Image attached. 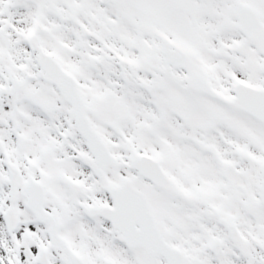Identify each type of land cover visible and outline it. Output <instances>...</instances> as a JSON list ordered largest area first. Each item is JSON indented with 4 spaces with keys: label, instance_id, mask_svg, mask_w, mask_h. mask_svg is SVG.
<instances>
[{
    "label": "snow or ice",
    "instance_id": "1",
    "mask_svg": "<svg viewBox=\"0 0 264 264\" xmlns=\"http://www.w3.org/2000/svg\"><path fill=\"white\" fill-rule=\"evenodd\" d=\"M0 264H264V0H0Z\"/></svg>",
    "mask_w": 264,
    "mask_h": 264
}]
</instances>
